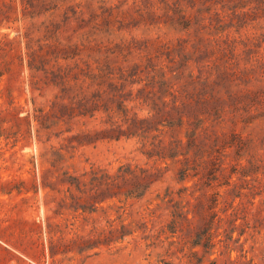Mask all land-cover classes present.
Masks as SVG:
<instances>
[{
  "label": "rangeland",
  "instance_id": "1",
  "mask_svg": "<svg viewBox=\"0 0 264 264\" xmlns=\"http://www.w3.org/2000/svg\"><path fill=\"white\" fill-rule=\"evenodd\" d=\"M144 1L0 0V264H264V228L241 237L238 230L230 240L226 219L232 211L212 203L216 194L246 193L255 179L264 182V170L246 178L241 170L249 169L253 154L264 155V118L248 123L249 93L264 94V73L257 68L264 63V0H215L203 8H192L187 0L185 15L204 11L200 31L170 28L173 15L164 13L163 2L172 5L175 0H147L148 9ZM102 7L109 23L96 20L103 31L97 39L109 50L111 64L126 76L135 65L148 67L135 78L137 84L124 91L128 118L136 115L147 120L143 128L158 131L150 133L146 146L138 138H105L106 131L123 125L125 118L112 113L111 120L103 110L94 117L53 119L44 126L33 117L35 108L47 113L60 91L30 84L34 72L25 60L29 39L36 48L47 31H68L65 37L73 31H93L90 15L100 14ZM68 8L77 14L65 15ZM244 14L249 26L240 28L232 18ZM218 26L221 30L215 31ZM253 38L259 41L246 48ZM214 66L220 73L208 72ZM161 72L166 80L177 73L185 79L161 89L156 83L161 76L155 77ZM207 73L212 75L207 96L213 94L219 102L205 107L193 101L190 106V97H205L196 96L200 85L194 91L185 83L192 78L201 84ZM212 107L223 111L219 122L202 114ZM180 116L181 128L175 126ZM197 118L206 119L202 128ZM196 125L204 151L216 148V137H225L219 144H226L221 167H214L213 157L200 159L197 150L188 147L187 134ZM235 135L253 140L252 145L241 151ZM177 141L191 158L190 177L184 181L182 165L176 162L181 158L161 160L158 150L154 153L160 142L165 149ZM122 167L158 178L143 197H128L134 181L131 176L116 179ZM261 199H256L253 212ZM184 207V213H191L190 222L174 223V215L182 214ZM204 230L209 237L196 246Z\"/></svg>",
  "mask_w": 264,
  "mask_h": 264
},
{
  "label": "trees",
  "instance_id": "2",
  "mask_svg": "<svg viewBox=\"0 0 264 264\" xmlns=\"http://www.w3.org/2000/svg\"><path fill=\"white\" fill-rule=\"evenodd\" d=\"M148 1H144L145 8L147 9L150 4ZM186 1L187 0H175L174 3L170 5L162 0L164 13L168 16L170 13L173 15L170 17V28H174L178 25L182 26V29L185 31H189L195 27H197L196 31L202 30V28L200 29L201 26H199V17L204 13L202 8L215 0H189L192 4V8H196L198 5L202 7L197 10L194 14L195 16L185 15L186 10L184 8L187 9L188 7H184L183 3ZM100 10V14L92 13L90 15V21L88 24L93 23V31H73L74 34L68 35L67 37L64 36L67 35L64 33H69L68 31H64L63 33L61 32L60 35H57V31H47L42 39H38L36 41V48L32 46L30 47L32 40L29 39L28 35L24 37V39H29L28 48L25 53V60L27 61L29 69L34 72L31 76L30 84H34L36 86L42 84L47 87L53 86L60 91V94L56 95L54 101L50 103L49 111L47 113H45L42 108H35L33 110V117L41 119V124L44 126L50 122L53 123V119L61 121L65 118L72 119L76 116L86 117L87 115H90L94 117L95 112L103 110L106 114L109 113V117L112 113L113 115L116 114L124 117V124L127 126L125 129L124 124L121 126L110 127L106 131L107 137L105 136V138L110 141H120L122 138H138L140 139L141 144L146 146L147 141H149L150 138V133L152 131H158L157 129L148 130L143 128V125L148 123L147 120H139L136 115L132 119L128 118L129 112L125 107L126 97L124 95V91L128 85L134 86L137 84L135 78L144 74L148 67L135 65L133 68L127 69L128 73L126 76L125 71L121 67L113 66L111 64L110 59L107 57V51L109 50L97 39L99 35L103 34V31H99L102 25L99 23L95 24L96 20H102L109 23V21L104 18L106 11L104 12L103 7L100 8ZM208 10L211 11L210 8L206 9V11ZM68 11H72L74 16L77 14L74 11V8H68V10L65 11V15H68ZM151 15V13L147 12V16ZM246 17H248L247 14L238 16L234 15L232 21L236 18L235 20L240 22V28L244 26L246 28L249 26L248 18ZM66 18L69 23L71 18L68 16ZM160 18L161 17H158V20H160ZM77 20L82 22L81 24L83 25L87 24L85 20L80 17L77 18ZM251 20L255 21L256 19ZM210 24L212 25V22H210ZM83 25H80V27L82 28ZM214 29L215 31H220L221 26L215 27ZM256 41H259V38L248 40L249 44L246 42L244 45L246 48H249L250 44H254ZM8 44L11 43L4 42L3 46H7ZM258 65L259 67H256L264 73V63H258ZM218 66H214L212 70L208 72H219L220 68ZM253 72L256 73L257 71L253 70ZM177 74L171 77L170 80H166L165 73L161 72V75H155V77L161 76V81L156 83L159 84L162 89L168 88L170 81L185 79L183 74ZM207 74L208 75H206L204 82H201V84H196V81L192 80V78L185 83L186 87H192L194 91L197 90V85H200L199 92L196 96L199 97L200 93H202L205 97H203L204 99H195L192 96L193 100L190 97V106H192L193 101L195 104L197 103L198 105L205 107H210L219 102L213 94L209 97L207 96L208 91L211 90L209 81L210 76H212L210 75L211 73ZM219 76L220 74H218V77ZM221 77L223 76L221 75ZM143 91L145 92V90ZM106 97L108 100H106ZM248 98L250 114L248 123L251 124L261 118H264V94L250 92ZM66 100L70 102L69 105L63 103ZM206 110L207 111L202 114H205L207 119L214 116V121L219 122L218 120L222 118V109L212 107L210 110ZM110 119L112 120L113 118L110 117ZM205 120L206 119L204 118L196 119L201 128L206 123L204 122ZM175 126H179L180 128L184 126L182 116H180L178 124ZM197 126L198 125L193 128L190 134H187L188 147L192 150H197L196 156L200 159L205 158L206 156L209 158L213 157V160L215 161H212L214 167H221L224 162L223 153L226 149V144L222 146H219V144L224 143L223 140L225 137H216L214 139L216 148L204 151L205 147H201L199 145L200 143H198V137L196 136L197 131L199 130ZM234 139L241 151L253 143V140L251 141L250 139L243 141L242 137L238 135H235ZM162 146L163 144L160 142L158 146L155 147L154 153L158 150L156 153L157 157L161 160H175L181 158L176 161L182 165V168L179 170V173L181 174V181L189 178L192 170V165L190 164L191 158H189V153L186 151L187 148L184 149L185 146H183V142H174L170 144L169 147H165V149L162 148ZM152 154L153 153H147L150 158L155 156ZM200 156L203 157L201 158ZM241 170L243 173L242 176L245 178L248 177L250 173L258 175L261 170H264V155L258 156L253 154L249 169L241 167ZM118 173L119 176H117L116 179L128 180L127 177L131 176L130 180L134 181V184L132 190L128 193V197L135 198L143 197L147 193L151 184L158 178L156 174H149V172L143 170H141L140 177L138 176V169L132 170L131 167H128L126 171H124V168L122 167L119 169ZM93 174L95 175V173ZM105 179H107L108 182L114 181L112 177L108 176H106ZM94 181L98 182V179H95ZM144 181H148L149 183L145 184L143 183ZM258 197H262L263 199H261L260 208H257V210L253 212L252 209L255 206V201ZM238 199L241 202L236 205L235 203ZM212 203L214 206H223L225 212L232 211L231 215L226 219L231 227L230 232H228L230 240H233L232 234L238 232V230L240 231L239 236L241 237L248 231H251L254 234L260 233V230L264 228V218L262 217V214H264V182L261 180L258 181L255 179L253 181V185L246 193H243V191H235L225 194H216ZM185 208L186 207L182 208V212ZM189 214H191L190 211L174 215V223L181 221L186 223L190 222V219L188 218ZM223 221L224 219H221V222ZM238 221H242V223L237 225L236 223ZM209 224L210 223H207L206 227ZM203 237H209V233L206 230L197 235L198 242L195 243L196 246L200 245V239Z\"/></svg>",
  "mask_w": 264,
  "mask_h": 264
}]
</instances>
